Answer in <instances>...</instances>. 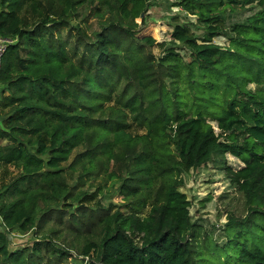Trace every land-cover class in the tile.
Wrapping results in <instances>:
<instances>
[{
  "label": "trees",
  "instance_id": "obj_1",
  "mask_svg": "<svg viewBox=\"0 0 264 264\" xmlns=\"http://www.w3.org/2000/svg\"><path fill=\"white\" fill-rule=\"evenodd\" d=\"M178 1L208 30L158 57L149 0H0V264H264V0ZM226 153L247 213L215 249L182 176ZM116 187L122 209L86 204Z\"/></svg>",
  "mask_w": 264,
  "mask_h": 264
},
{
  "label": "rangeland",
  "instance_id": "obj_2",
  "mask_svg": "<svg viewBox=\"0 0 264 264\" xmlns=\"http://www.w3.org/2000/svg\"><path fill=\"white\" fill-rule=\"evenodd\" d=\"M178 2V0H149V8L144 17L137 19V23L142 29L141 32L156 39L157 45L153 50L158 57L162 56L164 49L172 42V34L176 26L187 27L190 30V35L199 42L204 39L208 30V23L200 20L191 10L178 5ZM241 4L243 6H232L233 11L230 9L223 11L220 14L222 22L215 24L224 30H229L232 24L245 22L258 11L254 1ZM212 42L220 46L228 47L230 45L229 40L223 35L214 37ZM177 46L178 52L186 59L190 58L188 48L180 43H177ZM248 88L256 90L254 84H250ZM212 125L218 132L219 128L215 121H212ZM132 131L137 133V127L134 126ZM139 133L142 132L139 130ZM236 134L238 142H241L243 137L238 131ZM242 165L243 163L230 153L215 154L210 162L191 169L182 176L184 185L181 187V191L186 194L192 204L190 215L200 228L201 240L203 241L206 236L211 238L209 245L215 249L228 240V234L225 231L228 218L230 216L243 217L247 213L242 193L232 183L225 169L229 166L233 170H237ZM6 170L10 171V168H6ZM12 173L16 174L17 172L13 171ZM86 204L91 206L103 204L106 207L122 209L120 205L124 204V201L116 187L113 192H106L102 196L98 195L92 202ZM146 213L147 210L141 211V215H146ZM0 228L2 227L0 226ZM9 236L15 245L29 242L31 234L20 236L16 233H9Z\"/></svg>",
  "mask_w": 264,
  "mask_h": 264
},
{
  "label": "built area",
  "instance_id": "obj_3",
  "mask_svg": "<svg viewBox=\"0 0 264 264\" xmlns=\"http://www.w3.org/2000/svg\"><path fill=\"white\" fill-rule=\"evenodd\" d=\"M10 43L11 41L9 39L0 36V65H1L2 56Z\"/></svg>",
  "mask_w": 264,
  "mask_h": 264
},
{
  "label": "crops",
  "instance_id": "obj_4",
  "mask_svg": "<svg viewBox=\"0 0 264 264\" xmlns=\"http://www.w3.org/2000/svg\"><path fill=\"white\" fill-rule=\"evenodd\" d=\"M13 170V168H11Z\"/></svg>",
  "mask_w": 264,
  "mask_h": 264
}]
</instances>
